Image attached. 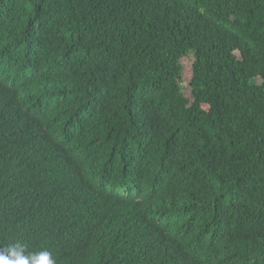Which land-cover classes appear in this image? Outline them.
<instances>
[{"label":"trees","instance_id":"trees-1","mask_svg":"<svg viewBox=\"0 0 264 264\" xmlns=\"http://www.w3.org/2000/svg\"><path fill=\"white\" fill-rule=\"evenodd\" d=\"M17 243L264 264V0H0V249Z\"/></svg>","mask_w":264,"mask_h":264},{"label":"clouds","instance_id":"clouds-1","mask_svg":"<svg viewBox=\"0 0 264 264\" xmlns=\"http://www.w3.org/2000/svg\"><path fill=\"white\" fill-rule=\"evenodd\" d=\"M0 264H57L46 249L28 252L19 243L0 249Z\"/></svg>","mask_w":264,"mask_h":264},{"label":"rangeland","instance_id":"rangeland-1","mask_svg":"<svg viewBox=\"0 0 264 264\" xmlns=\"http://www.w3.org/2000/svg\"><path fill=\"white\" fill-rule=\"evenodd\" d=\"M193 61H194V54L192 52H190L187 56L181 59V63L183 67L182 81H181L182 91L184 92L185 95L189 97H191V88L188 84V80L191 76Z\"/></svg>","mask_w":264,"mask_h":264}]
</instances>
